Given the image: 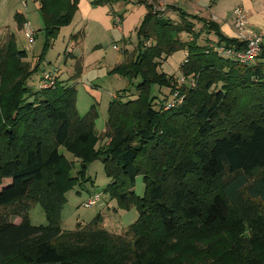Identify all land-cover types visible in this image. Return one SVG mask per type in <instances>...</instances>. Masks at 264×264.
<instances>
[{
    "label": "trees",
    "instance_id": "1",
    "mask_svg": "<svg viewBox=\"0 0 264 264\" xmlns=\"http://www.w3.org/2000/svg\"><path fill=\"white\" fill-rule=\"evenodd\" d=\"M37 1L45 40L38 64L30 66L13 34L0 39V264H264V45L254 64L240 65L215 51L243 47L215 22L183 12L175 22L168 7L157 10L156 0H133L146 14L133 49L109 73L137 81L135 93L126 89L111 99L98 135L97 105L80 116L69 83L80 64L68 81L56 78L53 89L28 86L79 2ZM115 15L123 20V13L111 11L112 20ZM14 20L22 30L24 17L17 13ZM178 50L187 53L180 66L184 85L161 70ZM153 86L169 95L152 97ZM175 92L182 104L165 110ZM60 148L79 162L75 175L74 161ZM95 160L108 179L104 193L138 217L119 234L104 229L100 215L64 232L66 194L90 181L87 165ZM139 176L140 197L133 191ZM33 204L46 225L30 224Z\"/></svg>",
    "mask_w": 264,
    "mask_h": 264
},
{
    "label": "rangeland",
    "instance_id": "2",
    "mask_svg": "<svg viewBox=\"0 0 264 264\" xmlns=\"http://www.w3.org/2000/svg\"><path fill=\"white\" fill-rule=\"evenodd\" d=\"M35 35L36 38L32 44L24 38H18L16 43L18 49L25 50L28 53V63L31 67L38 64L39 56L42 53L45 41L42 31H36ZM212 36L213 35L211 34L208 38H213ZM204 37L205 36L203 35V38ZM180 38L182 40H187L189 36L187 34H181ZM130 39L136 43V33H133ZM66 41L67 40H64L63 33L59 31V34L52 46L44 53L43 58L39 63L38 70L33 73L31 78L28 80V86L31 91L37 90L39 77L41 76L43 70H49L54 67L58 69L60 68L62 72L60 74V78L65 81H68V79L72 78V75L75 74V70L71 67L72 65L70 59L67 62H64L63 59ZM104 50L109 52L111 51V47L104 46ZM185 54L186 52L184 50L174 52L162 63L161 70L167 75L178 78L181 75L180 66L185 59ZM115 56H118V54L115 53ZM109 65L111 66H108V68H105L104 63H102L100 67L88 66L84 73L82 72L79 76L73 77L69 82L74 85L76 89L75 105L77 113L80 116H83L92 104L97 105L98 116L95 120V131L98 135H101L105 130L108 104L113 96L123 94V91L126 89H128V92H126L128 96L133 95L135 93L134 87L137 83V81L133 80L132 84H130L127 79L110 74L109 72L115 65ZM86 87H89L91 92ZM163 95H169L168 89L163 88L160 93L157 86H153L151 88L152 97L160 99ZM125 99L126 98L124 97L123 100ZM59 151L69 161H74L72 174L75 175L80 167L79 162L63 148H60ZM86 177L90 178V181L78 183L66 194V202L60 212L61 229L64 232H72L77 228V225L85 226L89 224L97 215H100L102 218V227L104 229L118 234L124 232L136 221L138 217L136 209L131 208L128 211L118 209L116 201L110 200L108 195L104 193L108 179L104 174L101 160H95L87 165ZM133 191L139 197L144 194V184L140 176L136 178ZM94 194H100L101 202L96 206L84 208L82 204ZM28 216L31 225L39 226L47 224L45 215L39 204H33L30 207ZM16 219L19 220V218Z\"/></svg>",
    "mask_w": 264,
    "mask_h": 264
},
{
    "label": "crops",
    "instance_id": "3",
    "mask_svg": "<svg viewBox=\"0 0 264 264\" xmlns=\"http://www.w3.org/2000/svg\"><path fill=\"white\" fill-rule=\"evenodd\" d=\"M94 1L79 0L71 24L60 30L64 40H67L63 56L64 62L70 59L71 67L74 70L75 65L80 64V74L84 73L88 66L100 67L104 63L105 68H108L111 66L109 64L114 66L120 63L123 59L122 52L124 50L131 51L136 44L130 38L146 14V8L143 5L134 4L133 0L129 3H116L111 7L107 5L94 6L92 4ZM156 4L158 9L168 7L167 16L175 22L180 20V12L211 20L219 25L220 31L227 38H234L232 11L236 7H241L246 12L248 27L264 38V0H156ZM111 11L123 13L119 29L114 27ZM17 13L24 17L25 24L33 31L34 40L31 44L34 43L36 31L39 32L43 29L37 0H0V39L4 41L7 35L13 34L16 43L18 38L27 40L23 30L17 29L14 20V15ZM195 28L200 30L202 24L195 23ZM77 33L80 34V38L71 40V36ZM212 37L215 39L214 36ZM104 46H110L111 51L106 52ZM115 53L118 56H115ZM28 60L27 53L26 61L29 62ZM56 69L58 71L57 78L63 80L60 78L62 73L60 68ZM86 88L91 92L89 87ZM13 222L18 224L20 220L15 218Z\"/></svg>",
    "mask_w": 264,
    "mask_h": 264
},
{
    "label": "built area",
    "instance_id": "4",
    "mask_svg": "<svg viewBox=\"0 0 264 264\" xmlns=\"http://www.w3.org/2000/svg\"><path fill=\"white\" fill-rule=\"evenodd\" d=\"M163 11V9H158ZM121 19L119 16H113V24L115 28H120ZM23 33L25 38L31 43L34 40V33L27 24L23 26ZM232 30L234 32V38L243 44L241 49L226 48L224 46L215 47V51L220 57L225 59H231L238 62L240 65L249 66L254 64L257 58L260 56L262 51V46L264 45V38L261 34L255 32L248 27V20L246 12L241 7H236L232 11ZM212 46V45H211ZM214 47V46H213ZM116 49V47H114ZM187 58V53L185 54V59ZM184 59L183 62H186ZM182 62V63H183ZM57 69L52 68L49 70H44L41 73V78L39 80L38 87L40 90L53 89L56 85ZM180 84L184 85L186 83L185 77L180 75L178 78ZM189 86L191 88L195 87V80L189 81ZM115 98V95L113 96ZM183 102V97L179 92H175L171 95L170 100L165 106V110L174 109L179 107ZM101 202L100 194H94L90 196L82 206L84 208H90L96 206Z\"/></svg>",
    "mask_w": 264,
    "mask_h": 264
}]
</instances>
